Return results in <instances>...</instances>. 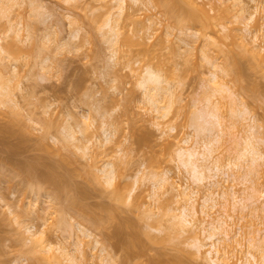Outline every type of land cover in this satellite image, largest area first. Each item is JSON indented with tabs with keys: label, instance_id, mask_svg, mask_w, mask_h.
Returning <instances> with one entry per match:
<instances>
[{
	"label": "rangeland",
	"instance_id": "obj_1",
	"mask_svg": "<svg viewBox=\"0 0 264 264\" xmlns=\"http://www.w3.org/2000/svg\"><path fill=\"white\" fill-rule=\"evenodd\" d=\"M126 1L115 51L111 31L115 21L109 24V19H120L116 0H0V84L6 89H0V160L7 159V164L0 162V264H73L61 247L78 256L79 264H210L211 257L204 256L210 241L199 229L203 221L208 225L222 216L232 217L229 222L240 232L231 264L245 259L248 237L264 238V213L259 217L264 197L254 206L251 200L245 202L255 211L260 205L254 216L251 207L243 208L244 201L234 207L233 198L221 194L235 191L246 199L253 194L249 186L256 182L249 180L245 187L240 180L234 183L233 177L227 181L219 174L213 181L220 187L211 185L210 179L195 183L176 154L180 147L210 138L208 132L201 135L196 130L197 123L212 128L199 121L200 114L214 110L209 97L219 102V114L226 116L225 138L217 145L223 149L218 152L222 158L244 148L240 139L248 135L250 115L260 130L258 137L264 139V66L250 54V49L264 48V0H243L247 11L242 13L234 0H199L216 18L212 30L178 21L159 1ZM256 10L246 26V18ZM256 31L258 41L252 38ZM205 53L221 67L235 68L230 76L218 74L250 111L247 120L229 112L230 99L212 96L214 69ZM147 66L175 85L177 99L165 119L152 110L140 85ZM14 112L19 115L16 120ZM259 143L263 149L264 143ZM110 166L115 173L111 186L106 176ZM26 171L41 176L34 179L31 174L32 179ZM243 171L235 169V174ZM165 174L171 182L155 191L152 181ZM261 178L264 173L256 178L263 187L255 201L264 192ZM58 181L65 183L63 195ZM172 185L180 192L199 191L193 197L199 211L195 228L186 233L172 228V217L181 206L176 198L179 189L172 190ZM117 187L123 190L120 201L112 197ZM211 192H216V207L203 208ZM91 216L100 218L101 224ZM84 231L97 237L100 245ZM195 233L207 243L201 252L193 246Z\"/></svg>",
	"mask_w": 264,
	"mask_h": 264
},
{
	"label": "bare ground",
	"instance_id": "obj_2",
	"mask_svg": "<svg viewBox=\"0 0 264 264\" xmlns=\"http://www.w3.org/2000/svg\"><path fill=\"white\" fill-rule=\"evenodd\" d=\"M132 1H134V2H140V0H132ZM152 1V0H151ZM151 1H149V2H151ZM153 1H159V2H157V4L158 3H161V5L162 6H164L165 8H166V10H167V12H169L170 14H171V16L172 15H174L173 17L175 18L176 17V19L178 20V21H180L179 19H184V20H188V21H192L193 23H195V24H197V25H200L202 28H205V29H210V30H212V29H214V25H215V23H214V19H216L215 17H213V16H210V13H209V11L205 8V5L203 6L200 2H199V0L197 1V0H153ZM116 2H117V4H118V14H117V16H119L120 17V15H122V13H123V11H125V9H124V7H126L125 5V3H127V1L126 0H116ZM254 2V1H253ZM257 2V1H256ZM234 6H237L238 7V12L240 13H242V12H244V11H247V8H246V6L244 5V3H243V0H234ZM259 6V5H258ZM257 5H256V8L258 7ZM236 7V8H237ZM219 8V7H218ZM260 8V7H259ZM220 9V8H219ZM218 9V10H219ZM257 10H258V8H257ZM255 11L254 13H250V16L249 17H247L246 18V20H247V22L245 23V25L246 26H248L253 20H254V14L256 13V12H258V11ZM220 12H222V10H220ZM219 14V13H218ZM220 15H221V13H220ZM216 16V15H215ZM172 17V18H173ZM217 17V16H216ZM219 17V16H218ZM173 18V19H174ZM175 19V20H176ZM119 20H121V17H120V19H115V18H111V19H109V24L111 23V21H112V23L115 21V23H114V25H112V28H111V31H112V34H113V36H114V38H115V51H118L117 49V43H116V40L120 37L119 36V30L117 29V24H119L118 22H119ZM176 22V21H175ZM183 22V21H182ZM182 22H180V23H182ZM152 24L154 23V25L156 24L155 23V21L154 22H151ZM212 28V29H211ZM223 30H225V28H223ZM247 31V30H246ZM172 33H170L169 35H171ZM259 32L258 31H256V32H252V38H253V40H259L258 39V37H259ZM190 42H188L187 44H189ZM120 45V44H119ZM191 45V44H190ZM246 47V46H245ZM189 52H190V50H189ZM115 54H116V52H114V56H115ZM250 54H251V56H252V59L254 60V62L256 63V61L258 62V64L259 65H261V66H264V48L263 47H259L258 49H255V50H253V49H250ZM236 56V55H235ZM204 59L207 61V63L209 64V65H211L212 66V68L214 69V71L212 72V74H211V79H210V82L212 83L211 84V86L214 88H212L213 89V95L212 96H221L220 97V99L222 100V98H224V99H226V98H228V100L230 99V101H229V103L231 104V105H229V107L231 106V110H230V108H229V112H231V114L233 113L234 115H236V117H242V119L244 120H247L248 119V117H246L247 115L249 116L250 115V111L249 110H247V108H246V106L244 105V103L242 102H240V101H238L237 100V93H235L230 87H228L226 84H224L223 82V84L221 83V78H220V76H219V74H218V72L220 71H222L224 74L223 75H232L231 74V72L233 71L234 72V70H235V68L233 69V67L235 66H233L232 67V69L233 70H231V67H229V65L228 66H223V67H221L217 62H216V60H213V59H211L210 57H208L207 56V53H205L204 54ZM238 60V58L236 59V61ZM239 61V60H238ZM235 64V63H234ZM236 64H238V63H236ZM241 65V64H240ZM242 66V65H241ZM142 72H143V70H142ZM141 72V73H142ZM221 72V73H222ZM240 73H241V71H239ZM141 73H140V75H141ZM143 74V73H142ZM234 74H235V72H234ZM237 74V73H236ZM239 74V73H238ZM242 75V74H241ZM138 76V75H137ZM238 76V75H237ZM141 77V76H140ZM239 77V76H238ZM138 78V77H137ZM142 79H141V82H140V85H141V87L142 88H144V93H147V97H146V99H147V101H148V99H149V104H151L152 105V110H154L155 112H157V113H159V118H161V119H165L167 116H168V114H170V112H171V108H172V106H173V104L176 102L175 101V99H177V98H175L177 95L175 94V92H174V87H175V85H173L171 82H169L168 80H166L165 79V77H162V75H160V73L158 72V71H155V70H153V68H151V67H149V66H147V70H146V73L144 74V76L142 75V77H141ZM139 80V79H138ZM2 83V82H1ZM164 83H167L168 84V87L166 86V87H164ZM3 87H5V86H3L2 84H0V89L2 90V91H4V89L5 88H3ZM1 90H0V93H1ZM6 90V89H5ZM3 93V92H2ZM168 95V96H167ZM4 96H5V94H4ZM7 96H8V94H7ZM7 96H5L6 98H7ZM167 96V97H166ZM3 97V96H2ZM4 97V98H5ZM6 98H5V100H6ZM9 98H10V95H9ZM8 99V98H7ZM5 100L3 101V102H5ZM166 101L167 102V104H163V102L162 101ZM207 101H208V104L209 105H211L212 103V108H213V106H214V110H212L211 111V109H210V111L211 112H209L208 114H207V116H206V114L204 115V114H200V116H199V121L201 122V120H203L204 121V123L206 124V125H212V128H210V129H206V128H204L203 127V125L201 124V123H197V131H198V133H200L201 135L203 134V133H205V132H208L209 134H208V137H210V138H208V139H204V140H202L201 142L200 141H198V142H196V144L193 146H191V147H189V148H185V147H180V148H178V150H177V152H176V154H177V157H178V159H179V162H180V165H181V167H183L189 174H190V176H191V178L193 179V181L196 183V182H198V183H202L204 180H207V179H210V181L212 180V183H211V185H216L215 187H220V182L219 181H213V179L214 178H216V177H218L219 176V174H222V175H224L225 177H227V181H229L228 179L229 178H231V177H233V181H234V183L238 180H240V182H242V184H244L245 185V187H248V186H246L247 184L246 183H249V180H251V182L250 183H252V184H254L255 182V186H249V188L253 191L252 193V195H249V197L248 198H246L245 199V197H240L239 195H238V193L237 192H235V191H233V192H229L228 190H226V191H223L222 193L219 191L218 193H217V196H220V193L222 194V197H226V196H231L232 198H233V200H234V207H235V205L237 204V203H239L240 201H244V205L243 206H245V207H243V208H246L247 209V207L249 206V209H250V207L252 208V206L248 203H246L245 204V202L246 201H248V200H251V204H253V206L256 204V202L257 201H261L260 199H262V197H264V192H260V197L258 196V199L255 201L254 200V195L255 194H257L258 192H259V189L261 188V187H263V186H259L261 183L260 182H258V180L260 179V175H263V173H264V147H263V149H262V145L259 143V141H261V142H263L264 143V139L263 140H261V138L260 137H258L259 135H260V130L258 129V126L256 125V124H253V122L255 123V120H254V118L250 115L249 116V118L251 117V119H248V120H253L252 121V124L248 127V129H249V131L247 132V134L248 135H246V137L244 138V137H242V139H240V142H241V140L243 141L242 143H243V145H245L244 146V148H242V150L240 151V152H236L237 154L234 156V155H232V157L231 156H226V157H224L223 156V154L225 153L226 154V152H227V150L228 149H224L226 152H224V153H222V156H223V158L218 154V152L220 153V150H219V148L221 149V150H223L220 146L218 147L217 145L219 144H221V140H223L222 138L224 137V135H223V137H222V134H224L225 133V130L223 129L224 127L223 126H225L224 125V118H226V116H224V115H222V114H219L220 112H219V107H217V106H219L217 103H219V102H217L216 104L214 103V102H211V97H209V98H207ZM221 102V101H220ZM240 102V103H239ZM0 103L2 104V102L0 101ZM228 103V104H229ZM239 103V104H238ZM4 105H6V103L4 104ZM242 105H244L243 106V109H240V110H242V111H240L239 110V112L237 111V108L239 107V106H241V108H242ZM11 111V110H10ZM12 112H13V110H12ZM11 113V112H10ZM10 113H8V114H10ZM15 113V114H14ZM12 115H13V117L15 116H17V117H19V115L18 114H16L17 112H14ZM222 113V112H221ZM238 114V115H237ZM233 115V116H234ZM11 116V115H10ZM9 116V117H10ZM224 116V117H223ZM5 117V116H4ZM12 117V116H11ZM14 117V119L16 120V118ZM239 117V118H240ZM8 118V117H7ZM19 119V118H18ZM11 120H12V118H11ZM20 120V119H19ZM8 122V121H7ZM13 122H15V124H16V121H14L13 120ZM12 121L11 122H9V123H12V124H14ZM19 122V121H18ZM20 123V122H19ZM162 123V122H161ZM165 123V122H164ZM21 124V123H20ZM160 124V123H159ZM199 124V125H198ZM231 125V124H230ZM233 125V124H232ZM12 126V125H11ZM19 128H20V126L19 125H17ZM87 126V125H86ZM161 126V125H160ZM159 126V127H160ZM238 126V125H237ZM14 127V126H13ZM17 127V128H18ZM163 127H164V125H163ZM166 127V126H165ZM234 127V126H233ZM161 128V127H160ZM159 128V129H160ZM215 128H217V129H215ZM219 128V129H218ZM23 129V128H22ZM27 129V128H26ZM25 129V130H26ZM87 129V128H86ZM85 128L83 129V130H86ZM165 129V128H164ZM14 130V129H13ZM17 130V129H16ZM112 130V129H111ZM161 130V129H160ZM167 130V129H166ZM172 130V129H171ZM24 131V130H23ZM29 131V130H28ZM71 131V130H70ZM12 132V131H11ZM25 132V131H24ZM109 132V131H108ZM113 132V131H112ZM162 132H164V130L162 131ZM71 133H72V131H71ZM74 133V132H73ZM11 134V133H10ZM199 134V135H200ZM226 134V133H225ZM259 134V135H258ZM26 135H28V134H26ZM111 135V134H110ZM71 136H73V135H71ZM45 137V136H44ZM225 138V137H224ZM244 138V139H243ZM260 138V139H259ZM44 139V138H43ZM109 139V138H108ZM229 140V139H228ZM227 140V141H228ZM45 141V140H44ZM225 141V140H224ZM186 143H188V141H185ZM239 141H237V143H238ZM261 145V146H260ZM216 146V147H215ZM218 147V148H217ZM225 147V146H224ZM230 149V148H229ZM230 151V150H229ZM233 151V150H232ZM60 152V151H59ZM223 152V151H222ZM62 155H64L62 152H60ZM59 153V154H60ZM219 155H217V154ZM230 153H231V151H230ZM234 153V152H233ZM232 153V154H233ZM60 154V155H61ZM228 154H229V152H228ZM230 155V154H229ZM65 157H63V159H64ZM66 158H67V156H66ZM70 158V157H69ZM224 159H226V160H224ZM1 160H3V159H1ZM1 160H0V162H1ZM7 160V159H6ZM6 160H4L3 162H5L4 164H7L6 162ZM10 160V159H9ZM68 161L67 162H70L69 161V159H67ZM63 161V160H62ZM3 162H1L2 164H3ZM66 163V162H65ZM72 165L74 164V163H72V162H70ZM69 163V164H70ZM9 164V163H8ZM67 164V163H66ZM70 164V165H71ZM75 164H76V162H75ZM64 165V164H63ZM77 165V164H76ZM112 165V164H111ZM65 166H67V165H65ZM77 166H79V165H77ZM107 166V165H106ZM105 166V167H106ZM74 167V166H73ZM111 167V166H110ZM34 168V167H33ZM51 168V167H50ZM49 168V169H50ZM70 168H72V167H70ZM79 168H81V166L79 167ZM112 168V167H111ZM35 169V168H34ZM52 169H54V168H52ZM57 169V168H56ZM76 169H78V168H76ZM235 169L236 170H245V171H243V173L242 174H238V175H236L235 174ZM16 170H17V168H16ZM24 170V169H23ZM32 170V169H31ZM36 170V169H35ZM55 170V169H54ZM68 170V169H67ZM71 170V169H70ZM70 170H68V172L70 171ZM75 170V169H74ZM83 169H81V170H79V171H82ZM110 170V169H109ZM19 172V171H18ZM26 172H28V171H26ZM30 172V171H29ZM28 172V173H29ZM35 172V171H34ZM52 172V171H51ZM50 172V173H51ZM55 172V173H54ZM53 172V179L56 181V179H55V174H56V170ZM230 172L232 173V174H230ZM240 172V171H239ZM263 172V173H262ZM20 173H23V172H21L20 171ZM24 173H25V171H24ZM69 173H71V171L69 172ZM73 173V172H72ZM71 173V174H72ZM75 173H77V171L75 172ZM238 173V172H237ZM262 173V174H261ZM25 174H27V173H25ZM24 174V175H25ZM33 175V177H34V179H36V177H37V175H38V177L39 176H41V174L39 175V173L37 174L36 173V175H34L33 174V172L31 171V173H29V175H30V177H32V175ZM60 174V173H59ZM58 173H57V177H59L58 175H59ZM71 174H70V176H71ZM107 175V179H108V181H107V183H108V185L109 186H111L112 184H113V181H115L114 180V170H113V168L111 169V171L110 172H108V173H106ZM260 174V175H259ZM29 175H27L28 177H29ZM43 175H45V174H43ZM46 175H48V172H47V174ZM73 175V174H72ZM255 175H257V177L255 176ZM36 176V177H35ZM52 176V175H51ZM62 175H60V177H61ZM256 177V178H253L252 179V177ZM25 177H26V175H25ZM27 177V178H28ZM33 177H32V179H33ZM37 177V178H38ZM43 177V176H42ZM48 177H50V174H49V176ZM63 177V179H64V176H62ZM66 177V176H65ZM263 177V176H262ZM68 178V177H67ZM50 179V178H49ZM51 179H52V177H51ZM61 179V178H60ZM60 179H58V180H60ZM62 179V180H63ZM159 179V180H158ZM254 179H256L255 181H254ZM263 178H261V180H262ZM171 179L169 178V176H167V174H165L163 177H161V179L160 178H157L156 180H154V181H152V185H153V188H155V191H156V189H160V188H163V184L164 183H166V184H169L171 181H170ZM230 180H232V179H230ZM260 180V181H261ZM53 181V180H52ZM51 181V182H52ZM54 181V182H55ZM64 181V180H63ZM232 181V182H233ZM263 181H264V179H263ZM262 181V182H263ZM59 182V181H58ZM57 182V183H58ZM60 182H62V181H60ZM60 182H59V186L60 187H62V188H60V190L61 189H63V186H65L63 183V186L62 185H60ZM239 182V184H241ZM254 182V183H253ZM136 183H137V181H136ZM238 183V182H237ZM53 184V183H52ZM252 184H250V185H252ZM264 184V183H263ZM57 185V186H58ZM162 185V186H161ZM59 186L58 187H56V188H59ZM161 186V187H160ZM258 186H259V188H258ZM160 187V188H159ZM176 187V186H175ZM173 185H172V190H174V191H176V192H178V189L177 188H175ZM121 188V187H120ZM249 188H247V189H249ZM124 189H125V187H124ZM212 189V188H211ZM59 190V191H60ZM220 190V189H219ZM245 191H246V188L244 189ZM261 190V189H260ZM83 191V190H82ZM189 191V188H185V190L184 191H182L181 190V192H180V189H179V192H178V194H176V198L178 199V201H179V203L181 204V206H180V213L179 214H177V215H173V217H172V219L174 220V222H175V224L173 225L174 227H172V228H177V226L179 227V228H177V229H180V231H181V233L183 232H189V231H191L192 229H194L195 227H194V223H195V221H196V217H197V214L199 213V211L197 210V208H196V206H195V202H194V199H193V197H194V195L197 193V192H199V191H192V192H188ZM245 191H244V193H245ZM51 192V191H50ZM81 192V191H80ZM158 192H161V189H160V191L158 190ZM175 192V193H176ZM208 192V191H207ZM60 193H62V195H63V193H64V190L62 191L61 190V192ZM67 193V192H66ZM88 193V192H87ZM154 193H156V192H154ZM123 194V190H121V189H119V187H117L115 190H114V192L112 193V197L113 198H115L114 200H116V201H120V199L122 198V195ZM259 194V193H258ZM86 195V194H85ZM217 196H216V192H214V193H209V194H206V196H205V198H204V200H203V203H204V205H203V208H206V209H213V208H215L216 207V204H217V202H216V198H217ZM70 199V198H69ZM71 202V201H70ZM261 202H263V201H261ZM75 203V202H74ZM255 203V204H254ZM262 204V203H261ZM74 204H72V206H73ZM247 205V206H246ZM75 206V205H74ZM262 207V208H261ZM261 207H260V205H259V209H258V206L256 207L255 206V209H256V211H260V208L262 209L261 211H263L264 210V204L263 205H261ZM242 209V208H241ZM253 209V208H252ZM254 210V209H253ZM252 210V211H253ZM252 211H251V214H252ZM256 211L254 210L253 211V214H254V216H256L255 215V213H256ZM260 211V215L257 213V216L259 215V217H261V215H263V213H264V211L263 212H261ZM255 212V213H254ZM202 213L203 214H205L206 216H208L209 214L205 211V210H202ZM87 214V213H86ZM110 214H111V212H110ZM250 214V215H251ZM112 215V214H111ZM249 215V214H248ZM94 217L95 216H91V218H92V220L96 223H98L99 222V219L100 218H98L97 220H96V218L94 219ZM97 217V216H96ZM108 217V215L106 216V218ZM112 217V216H111ZM110 216H109V219L111 218ZM226 217V216H225ZM230 217V216H229ZM228 217V218H229ZM263 217H264V215H263ZM90 218V219H91ZM113 218V217H112ZM227 218V217H226ZM262 218V217H261ZM230 219H232V217L231 218H229V219H225V218H223V216L222 217H219V218H216V219H214L212 222H210V223H208V225L205 223V221H203V224H202V227L200 228V227H198L197 225H196V227H198V229L199 230H201V231H199L200 232V234H201V232L202 233H204L205 235V239L206 240H208V241H210V243L208 244L209 245V249L207 250V252H205L204 253V256L206 257V259H208V258H210V264H231V259L233 258V257H235V255H236V251L238 250V244H239V240H237V237H238V233H240V232H238L237 231V229H234L233 228V226H234V224H232V223H230L229 222V220ZM91 220V221H92ZM161 221H163L162 220V218L160 219ZM233 220V219H232ZM231 220V221H232ZM100 221H102V220H100ZM96 223V224H97ZM173 223V222H172ZM99 224H101L100 222H99ZM197 224V223H196ZM232 224V225H231ZM172 225V224H171ZM235 226H236V224H235ZM234 226V227H235ZM194 227V228H193ZM170 229V228H169ZM176 229V230H177ZM174 231H175V229H174ZM177 231H179V230H177ZM194 231V230H193ZM239 231H240V229H239ZM177 233V232H176ZM83 234H86V236L87 237H91V239L94 237L93 235H91V234H89V233H87V232H85L84 231V233ZM178 234H180V233H178ZM199 235V234H198ZM196 233L194 234V237L192 238L193 239V246H195V248L197 247V251H200L201 252V250L203 249V248H205V246L207 245V243L205 244V243H203L202 242V240H201V238H199V236H198ZM148 236H150V235H148ZM255 235H253V236H250V237H248V239H247V244H248V246H247V252H246V254H245V256H243V257H245V259H241L240 260V264H261V263H263L264 261V238H261V236H260V238L261 239H258L257 237H259L257 234H256V238L254 237ZM153 237V236H152ZM155 237V236H154ZM154 237H153V239H154ZM200 237H201V235H200ZM262 237H263V235H262ZM97 237H94L93 239L95 240V243L96 244H99V242H98V238L96 239ZM136 238V237H135ZM133 239H134V237H133ZM138 239V238H137ZM258 239V240H257ZM130 240V239H129ZM128 240V241H129ZM131 240H132V238H131ZM139 241V240H138ZM241 241V240H240ZM79 242V241H78ZM81 242V241H80ZM134 242H137V241H135L134 240ZM94 243V244H95ZM78 244H81V243H78ZM136 244V243H135ZM100 245V244H99ZM131 245H133V240H132V243H131ZM138 245V244H137ZM242 245V244H241ZM80 246V245H79ZM96 246H98V245H96ZM133 247V246H132ZM34 248H37V247H34ZM34 248L32 249V250H34ZM78 248V247H77ZM81 247H79L78 248V250L80 251V252H82V250L80 249ZM105 248V247H104ZM61 249V251L65 254V255H68L69 256V259H70V261L73 263V264H79L80 262H79V260H77L76 261V259L78 258V256L76 257L75 255V257L73 256V253L71 254L70 252H69V250H68V248L67 247H61L60 248ZM36 250V249H35ZM78 250L76 251V252H78ZM103 250V249H102ZM101 250V251H102ZM107 250V249H106ZM200 252H199V254H200ZM203 252V251H202ZM198 254V253H197ZM202 254V253H201ZM206 254V255H205ZM215 254H216V256H215ZM80 255L82 256L83 255V253H80ZM214 255V256H213ZM259 255H260V257H259ZM197 256V255H196ZM204 257V258H205ZM259 258H261L260 260H262L261 262L259 261ZM80 259V258H79ZM177 263H178V261H176ZM33 264H35V263H33ZM81 264H84V263H81Z\"/></svg>",
	"mask_w": 264,
	"mask_h": 264
}]
</instances>
